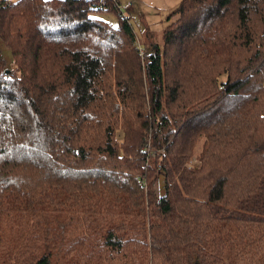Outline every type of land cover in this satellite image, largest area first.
<instances>
[{
    "label": "trees",
    "instance_id": "1",
    "mask_svg": "<svg viewBox=\"0 0 264 264\" xmlns=\"http://www.w3.org/2000/svg\"><path fill=\"white\" fill-rule=\"evenodd\" d=\"M125 12L0 1V264H264V0Z\"/></svg>",
    "mask_w": 264,
    "mask_h": 264
},
{
    "label": "rangeland",
    "instance_id": "2",
    "mask_svg": "<svg viewBox=\"0 0 264 264\" xmlns=\"http://www.w3.org/2000/svg\"><path fill=\"white\" fill-rule=\"evenodd\" d=\"M120 1L123 3L129 2L128 0ZM179 3L180 0H133L132 13H129V8H127L125 13L130 14L129 16H131V23L136 33L135 44L137 46L140 44V46L146 51L145 54H141L139 51L141 56L150 53L157 45L163 48V31L171 22L168 20V16L179 5ZM98 15L113 24H117V16L112 12H103L99 13ZM174 19L175 17L171 20ZM0 52L7 59L9 71H16L17 66L13 59L12 53L9 47L6 46L2 41H0ZM117 139L119 142H123L124 132L122 129L117 130ZM199 149L200 146L197 145L196 150L198 151ZM192 163L198 164L195 156L190 161V164ZM159 182V187H161L159 191L161 190L163 192V176L158 178V183Z\"/></svg>",
    "mask_w": 264,
    "mask_h": 264
},
{
    "label": "crops",
    "instance_id": "3",
    "mask_svg": "<svg viewBox=\"0 0 264 264\" xmlns=\"http://www.w3.org/2000/svg\"><path fill=\"white\" fill-rule=\"evenodd\" d=\"M1 1V0H0ZM7 1H16V0H7ZM120 1V0H119ZM129 2H125V3H123L122 1H120L121 2V4H126V5H128V8H129V13H132V7H133V0H128ZM103 13V12H102ZM128 14V13H127ZM128 15H130V14H128ZM131 17V16H130Z\"/></svg>",
    "mask_w": 264,
    "mask_h": 264
},
{
    "label": "built area",
    "instance_id": "4",
    "mask_svg": "<svg viewBox=\"0 0 264 264\" xmlns=\"http://www.w3.org/2000/svg\"><path fill=\"white\" fill-rule=\"evenodd\" d=\"M121 8H122L123 10H127L128 5H126V4H121ZM139 51H140L141 54H145V53H146V51L144 50V48H142V47L140 46V44H139ZM149 148H150V147H149Z\"/></svg>",
    "mask_w": 264,
    "mask_h": 264
}]
</instances>
